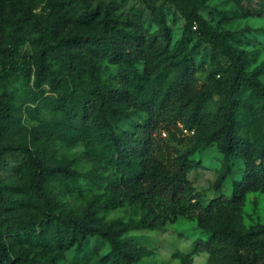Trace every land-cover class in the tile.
<instances>
[{
	"label": "rangeland",
	"instance_id": "1",
	"mask_svg": "<svg viewBox=\"0 0 264 264\" xmlns=\"http://www.w3.org/2000/svg\"><path fill=\"white\" fill-rule=\"evenodd\" d=\"M20 6L34 14L39 22H51L56 36L87 37L106 28L119 38L123 35L137 38L140 52L122 54L118 62L106 56L97 59L96 76L108 89L130 91L136 87L144 96V92L165 90L186 68L193 71L187 96L203 99L199 110L202 122L194 124V134L179 144L162 139L181 154L190 152L191 158L198 162V167L189 171L186 179L193 192L199 194L203 206L219 195L230 198L235 183L258 163L256 156L264 143L263 100L252 103L247 98L248 92L231 94L235 92L230 90L227 78L228 60L215 47L199 42L197 23L192 24L196 26L195 31L187 24L192 22L195 11L218 32L233 33L230 44L244 51L246 70L258 71L259 80L264 83V6L261 0H0V14L9 19L7 23L0 22V100L9 103L13 113L1 140L5 144L27 147L49 167L79 173L70 178L56 172L44 183L48 194L62 204L64 212L80 214L89 202L100 207L109 196V184L115 179V171L97 133L83 126L79 115L74 120L68 117L59 104L61 99L69 105L73 98L86 95L91 85L83 74L77 72L74 77L68 76L53 60L50 64L52 86H43L40 92L33 88L36 57L46 38L28 24L14 22ZM164 33L169 36L168 42L164 40ZM12 42L17 46L14 66L2 73L6 67L5 54ZM79 52L89 55L85 50ZM125 72L129 78L136 75L139 80L129 82L124 77ZM39 93L42 97L34 100ZM226 103L231 104L234 118L243 125L240 135L249 146L228 159L229 175L214 191L211 185L223 172L226 160L215 144L194 148V141L199 136L212 134L211 120L216 110ZM144 121L142 113L129 109L114 125V130L117 133L131 131ZM154 136L161 139L158 131ZM21 160V153L4 157L0 164L2 184L22 187ZM236 207L239 210L231 206L229 211L236 213L234 225L238 229L244 231L264 225V184L248 185ZM143 211L138 203L125 202L117 208L101 210L99 218L102 224L112 220L134 223ZM223 211L220 210V217H224ZM15 213L34 215L29 209ZM40 219L39 214L33 218L37 221L36 228L41 224ZM218 225L212 218L199 223L195 212L154 230H129L120 241L139 255V261L134 264H264L263 253L226 240L218 232ZM213 233V250L194 245L197 239L205 240ZM4 241L9 251L17 252V245L11 244L7 237ZM109 251L105 241L93 237L81 251L71 247L55 253L58 264H99Z\"/></svg>",
	"mask_w": 264,
	"mask_h": 264
},
{
	"label": "trees",
	"instance_id": "2",
	"mask_svg": "<svg viewBox=\"0 0 264 264\" xmlns=\"http://www.w3.org/2000/svg\"><path fill=\"white\" fill-rule=\"evenodd\" d=\"M264 6V0H261ZM19 15L14 21L28 24L46 38L41 52L36 57V74L33 88L40 92L43 86H52L53 76L50 64L53 60L60 64L68 76L74 77L79 72L90 83L91 88L82 98H73L70 104L59 100L61 110L71 119L79 115L81 124L97 133L101 144L107 151L109 164L115 171V179L109 184V196L100 207L89 202L80 214L64 212L62 204L48 194L44 183L54 173H63L70 178L79 173L66 168H52L46 165L27 147L2 143V136L12 121V108L9 103L0 100V164L5 156L21 153V164L24 169L22 187H8L0 182V264H58L56 251L75 247L81 251L90 238H100L109 246V254L99 260V264H134L140 257L134 250L127 249L120 238L129 230H154L164 227L178 217L197 213L199 223L213 219L219 223L218 232L226 240L233 241L241 247H251L264 254V225L249 230L235 227L236 213L229 211L236 207L237 201L250 184H264V143L256 156V165L249 169L248 174L235 183L230 198L219 195L203 206L199 194L193 192L186 179V174L198 167V162L191 158L190 152L179 153L175 148L163 143L169 141L181 143L186 135L180 126L194 131L193 125L200 124L203 117L199 113L203 99H188L191 89L193 71L186 68L173 84L165 90L140 92L133 87L130 91H116L104 87L96 76L97 59L103 56L119 61L122 54L140 52V44L132 35L114 36L106 28L87 37L56 36L55 27L51 22L43 24L34 14L18 9ZM248 14V13H247ZM193 20L187 26L194 31L198 24L199 42L207 43L218 49L229 62L227 78L230 82L231 94L243 95L253 103L262 99L264 106V83L259 80V72L247 71V59L244 51L233 47L230 38L233 33H222L207 24L195 11ZM0 22L9 19L0 14ZM166 30V27H164ZM164 40L169 36L164 33ZM72 48L78 50L72 52ZM17 46L11 43L5 54V68L2 73L14 66V53ZM85 50L89 55H81ZM129 82L138 81L125 73ZM240 92V93H238ZM150 93V94H148ZM42 97L39 93L34 100ZM135 109L145 116V121L136 124L131 131L117 133L114 125L119 122L127 110ZM259 110L255 109V111ZM212 134L197 137L194 148L207 147L215 144L219 153L226 160L223 172L215 179L211 189L216 191L225 182L230 172L228 159L248 148L240 133L243 125L234 118L231 104L220 106L211 120ZM158 131L157 139L154 134ZM162 133L165 137H162ZM264 140V133L262 136ZM148 170H150L148 172ZM147 174L149 176H147ZM125 202L138 203L143 213L136 222L112 220L102 224L99 212L114 209ZM29 209L34 215L15 213ZM224 217H220V210ZM40 215L41 224L36 228ZM5 237L11 244L17 245V252L9 251ZM215 234L205 240L197 239L194 245L208 251L213 250ZM36 248H39L36 250Z\"/></svg>",
	"mask_w": 264,
	"mask_h": 264
},
{
	"label": "built area",
	"instance_id": "3",
	"mask_svg": "<svg viewBox=\"0 0 264 264\" xmlns=\"http://www.w3.org/2000/svg\"><path fill=\"white\" fill-rule=\"evenodd\" d=\"M181 130H182V133L186 136H190V135H193L194 134V131H188V130H185L183 129L181 126H180ZM162 137H165V134L162 133Z\"/></svg>",
	"mask_w": 264,
	"mask_h": 264
}]
</instances>
